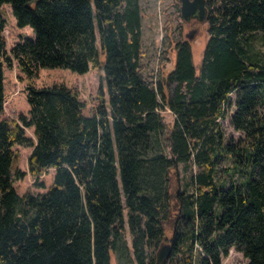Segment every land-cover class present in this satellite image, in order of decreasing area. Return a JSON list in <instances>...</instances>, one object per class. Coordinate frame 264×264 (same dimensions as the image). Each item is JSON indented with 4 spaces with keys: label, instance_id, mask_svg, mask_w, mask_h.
<instances>
[{
    "label": "trees",
    "instance_id": "obj_1",
    "mask_svg": "<svg viewBox=\"0 0 264 264\" xmlns=\"http://www.w3.org/2000/svg\"><path fill=\"white\" fill-rule=\"evenodd\" d=\"M5 3L34 31L10 49ZM142 18L141 0H0V111L14 59L29 79L42 67H102L105 79L90 114L65 82H28L22 123L0 119V264H113L129 251L126 222L125 264H159L164 239L167 264H222L231 247L264 264V0H207L200 67L176 36L174 65L158 78L142 62ZM233 92L236 142L221 121ZM16 144L33 146V176L55 168L46 190H16Z\"/></svg>",
    "mask_w": 264,
    "mask_h": 264
},
{
    "label": "rangeland",
    "instance_id": "obj_2",
    "mask_svg": "<svg viewBox=\"0 0 264 264\" xmlns=\"http://www.w3.org/2000/svg\"><path fill=\"white\" fill-rule=\"evenodd\" d=\"M180 0H141L143 18V55L142 62L145 66V73L152 74L158 78L161 69L166 71L174 65L173 40L176 36H181L191 40L193 45V61L197 69L203 56V50L208 39L209 32L207 22L200 19L186 20L178 10ZM5 28L4 35L7 41V47L10 49L18 41L25 38L34 37V31L29 25L19 26L12 7L9 3L3 4ZM256 47L264 53V37L258 33ZM65 82L69 86L78 89L80 98L85 102L84 112L90 114L95 110L99 102L98 94L102 84H105L104 70L102 67L90 68L85 73H78L69 68L63 67H42L37 77L29 79L25 72L18 65V60L14 59L12 68L5 66V102L4 108L0 111V119L7 117L15 119L22 123L20 115H28L29 103L26 97V85L32 82L38 86L50 85L54 82ZM232 100L226 104L227 116L221 119L225 130V136L229 141H238L244 138L245 133L234 127L230 122V116L235 111L236 106L233 102L235 92L231 94ZM163 114L167 124L174 120L172 111L169 108L163 109ZM26 134L32 138L33 143L36 140L33 126H25ZM160 146L165 152L170 153L164 133L159 138ZM32 145L16 144L15 168L24 172L22 177L15 179L14 185L19 194L27 190L39 193L46 190L53 182L55 172L54 167L47 168L41 175L33 176L29 172L28 157L32 150ZM226 161H222L224 166ZM179 175L183 177L184 167L179 164ZM44 184V185H41ZM170 234V233H169ZM125 235L129 245V251L126 255L117 260L113 257V264H125L130 260V254L133 256L131 247L132 235L129 232L128 223L125 224ZM170 236V235H169ZM163 242H170L164 239ZM162 242V243H163ZM160 261L159 264H167ZM222 264H248V258L242 251L236 247H231L229 253L223 256Z\"/></svg>",
    "mask_w": 264,
    "mask_h": 264
},
{
    "label": "water",
    "instance_id": "obj_3",
    "mask_svg": "<svg viewBox=\"0 0 264 264\" xmlns=\"http://www.w3.org/2000/svg\"><path fill=\"white\" fill-rule=\"evenodd\" d=\"M180 11L184 19L188 20L197 9L199 19L205 20L207 15V0H180ZM172 254L171 242H163L157 252V263L165 262Z\"/></svg>",
    "mask_w": 264,
    "mask_h": 264
},
{
    "label": "flooded vegetation",
    "instance_id": "obj_4",
    "mask_svg": "<svg viewBox=\"0 0 264 264\" xmlns=\"http://www.w3.org/2000/svg\"><path fill=\"white\" fill-rule=\"evenodd\" d=\"M181 3V2H180ZM181 12V11H180ZM199 11H198V9H197V11L193 14V15H191L190 17H189V19L188 20H192V19H199V13H198Z\"/></svg>",
    "mask_w": 264,
    "mask_h": 264
}]
</instances>
